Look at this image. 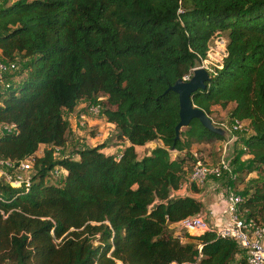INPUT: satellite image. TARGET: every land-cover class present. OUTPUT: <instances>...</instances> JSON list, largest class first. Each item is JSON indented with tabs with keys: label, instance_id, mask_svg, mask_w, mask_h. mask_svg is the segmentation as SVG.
<instances>
[{
	"label": "trees",
	"instance_id": "16d2710c",
	"mask_svg": "<svg viewBox=\"0 0 264 264\" xmlns=\"http://www.w3.org/2000/svg\"><path fill=\"white\" fill-rule=\"evenodd\" d=\"M221 33L227 56L192 100L210 117L214 106L235 104L230 118L248 122L249 160L234 181L256 174L239 208L264 224V0L0 3V54L26 59L29 71L19 80L18 65L4 77L9 87L0 82V126L16 125L0 131V161L33 165L27 189L0 177V264H249L230 238L186 241L171 230L205 207L174 194L196 163L194 145L224 135L193 119L176 139L180 102L169 87L193 74ZM99 95L114 138L129 144L119 154L103 142L57 157L71 129L64 109ZM154 141L162 144L149 154L137 151ZM41 144L49 147L37 156ZM56 166L66 170L59 179Z\"/></svg>",
	"mask_w": 264,
	"mask_h": 264
},
{
	"label": "built area",
	"instance_id": "2783aa9c",
	"mask_svg": "<svg viewBox=\"0 0 264 264\" xmlns=\"http://www.w3.org/2000/svg\"><path fill=\"white\" fill-rule=\"evenodd\" d=\"M226 56L227 53L224 54L223 60ZM202 66L210 70V67L207 65L203 64ZM217 67H222V63ZM17 70L18 65L15 62L4 60L0 54L1 83L9 87L11 82L5 81L4 77ZM191 76V74L186 75L184 79L189 80ZM245 124H247L245 121L236 118H232L229 123H222L220 126L226 130L228 138L225 139L224 137V139L221 140L223 147L219 163L215 166H210L196 153V163L193 170L189 173L187 177L188 181L185 184H190L188 186L196 184L197 187L205 188L210 176L222 178L224 174H229L230 179L234 181L238 174L232 169V161L229 155H227V151L231 149L232 144L237 141V133L243 130ZM0 131L9 133L15 132L16 125L3 124L0 126ZM62 149V147H55L56 155L60 154ZM32 167L31 158L22 161L19 165L9 160H1L0 177H3L6 182L15 188L27 189L31 186V178L33 175ZM65 172L66 170L63 167L56 166L51 171V175L59 179L64 176ZM242 200V195L234 192L233 184H230L225 192L224 206L220 216H218V213H216L214 209H209L206 214L200 213L198 215L189 216L177 224L189 233L190 236H199L205 232H215L218 236L230 238L234 240L243 251L249 264H264V224L253 217L245 218L241 216L239 206ZM176 236L184 240V237L181 235ZM172 264L178 263L172 262ZM184 264H197V262H186Z\"/></svg>",
	"mask_w": 264,
	"mask_h": 264
},
{
	"label": "rangeland",
	"instance_id": "374dc122",
	"mask_svg": "<svg viewBox=\"0 0 264 264\" xmlns=\"http://www.w3.org/2000/svg\"><path fill=\"white\" fill-rule=\"evenodd\" d=\"M2 1V4H6L10 2L11 0H0ZM227 53V36L226 34H217L210 42V49L208 52V57L201 62L202 66L203 64L210 67V73L213 72V70L219 66L222 61L224 54ZM27 60L18 58L17 63L19 65L20 70H24V73L19 78V80L26 79L28 75V70L26 69ZM19 72V71H18ZM14 75V74H13ZM14 77V76H12ZM11 76L8 77L10 80ZM103 104H105V100L103 99L102 95H99L98 97L94 98H86L79 102L78 107L74 112H69L68 110L64 109V115L67 119L71 122V129L69 132V141L68 144L63 147L60 154L56 155L57 157H65V156H74L80 149H84L86 147H91L94 145H97L99 143H107L114 142L113 138L115 135L114 130L111 126L107 125L106 118L103 114ZM235 104H230L226 109H223L220 106H214V110L211 113V118L213 119L214 123L217 126H220L222 123H229L232 118H230L229 111L231 108H233ZM250 132V127L248 124H245L243 127V130L239 133H237V141H235L231 149L227 151V155H229L231 161H232V169L233 171L239 173L238 170L243 166L246 165L249 158L244 153V143L243 140L247 138L248 134ZM228 138V134L225 135V139ZM217 140H213L206 144H199L197 143L195 145V148L193 149L195 153L198 154V156L205 161L206 164L210 166H215L219 163L221 158V151L217 150ZM112 143L110 144V147ZM117 145V144H116ZM222 145V144H221ZM152 147L150 148H141L140 153L144 154L148 151H151ZM231 150V151H230ZM238 176V175H237ZM256 177V174L253 173L249 176H247L245 182L241 183H235V181L230 179L229 174H224L222 178H214V179H220L218 181V184H221L223 180H225L228 184H222L225 185V189L230 185L233 184V190L237 194H243L245 186L249 185L250 182ZM211 178V177H209ZM208 178V180H209ZM213 179V177H212ZM188 180L186 179V182ZM182 187L183 192L189 190L188 185L185 184ZM208 185V184H207ZM206 187L208 188V186ZM221 185V186H222ZM192 189V188H191ZM199 192L204 190L205 188L198 187ZM199 192H195L192 189V194H196ZM205 211V210H203ZM208 211V210H207ZM206 211V212H207ZM203 213V212H202ZM246 212L242 213L241 216L248 218ZM171 230L176 235H181L184 237V240L189 241L190 239L189 233H187L180 225H171Z\"/></svg>",
	"mask_w": 264,
	"mask_h": 264
},
{
	"label": "water",
	"instance_id": "95a60500",
	"mask_svg": "<svg viewBox=\"0 0 264 264\" xmlns=\"http://www.w3.org/2000/svg\"><path fill=\"white\" fill-rule=\"evenodd\" d=\"M210 79V72L203 66L196 67L189 80L178 79L169 90L179 95L180 102V122L176 127V139L180 138L183 127L189 126L193 119H198L209 131L221 135L227 134L226 130L217 126L213 119L203 109L197 107L192 100V95L198 90H205Z\"/></svg>",
	"mask_w": 264,
	"mask_h": 264
},
{
	"label": "crops",
	"instance_id": "0c3cea01",
	"mask_svg": "<svg viewBox=\"0 0 264 264\" xmlns=\"http://www.w3.org/2000/svg\"><path fill=\"white\" fill-rule=\"evenodd\" d=\"M15 1H17V0H11L8 3H11L12 4ZM0 3H2V1H0ZM217 106H219V105H217ZM106 122H107V125L111 126L112 129L115 132V126H114V124L109 123L107 121V119H106ZM245 123L248 124L247 121H245ZM113 140H114V142H109V141L107 142L108 146H106L104 148V151L105 152H107V153L114 152V153H118L119 154L122 151L124 145L129 144V142L127 140H125V141H119L116 138H113ZM111 143H112V145H111L112 147H110V144ZM158 144H162L161 141H158V142L157 141L156 142L155 141L154 142H150V143H148L145 146H142V147L141 146H138L137 147V151L140 152V149L141 148H150V147H152V149H153ZM199 144H206V145H208V143H199ZM216 144L218 145L217 146V150L218 151H221V153H222V147H223V145H221L222 144L221 140H217ZM195 145H194L193 149L195 148ZM48 147H49V145H47V144H41L39 146V149L36 152V155L37 156H43L44 150L46 148H48ZM150 152L151 151H148L147 153H144V154H149ZM174 152H175V150H173V154H174ZM175 156H176V153L173 155V157H175ZM65 173H64V175H65ZM210 177L211 178H209V180L207 181L208 188L205 187V189L202 190L199 193L192 194V189L190 188L191 186H188V189L189 190L183 192V189H182L183 186H182L181 187V190L174 192V194H177V195H191V196H193V197H195V198H197L199 200H202L204 202V205H205V207H204V210L205 211H203V214H206V211L209 210V209H214L216 211V213H218V216H220V214H221V212L223 210V206H224V196H225V192H226V189H227V188L225 189V185L223 186L222 184H228V183L225 180H223L221 182V184H218V181H220V179H214V178H217V177H214V176H210ZM212 177H213V179H212ZM173 225H176V224H173Z\"/></svg>",
	"mask_w": 264,
	"mask_h": 264
},
{
	"label": "clouds",
	"instance_id": "9594fccd",
	"mask_svg": "<svg viewBox=\"0 0 264 264\" xmlns=\"http://www.w3.org/2000/svg\"><path fill=\"white\" fill-rule=\"evenodd\" d=\"M211 74V73H210ZM192 77V76H191Z\"/></svg>",
	"mask_w": 264,
	"mask_h": 264
}]
</instances>
